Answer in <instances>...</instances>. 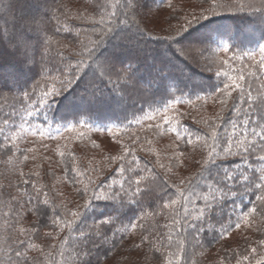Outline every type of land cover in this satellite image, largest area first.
<instances>
[{
	"label": "trees",
	"instance_id": "16d2710c",
	"mask_svg": "<svg viewBox=\"0 0 264 264\" xmlns=\"http://www.w3.org/2000/svg\"><path fill=\"white\" fill-rule=\"evenodd\" d=\"M125 2L0 0V29L5 26L0 31V264H8L15 249L30 264H71L81 229L109 216L114 224L104 226L111 228L108 240L89 246L100 264H264V217L254 213L247 224L242 219L264 191L246 188L240 178L235 184L227 181L235 195L220 196L222 189L203 165L211 152L221 173L255 178V170L264 167L258 159L264 142L253 136L264 124V69L254 57L263 54L264 12L241 8L262 0H221L228 6L199 22L204 0H138L136 17L151 11L167 20L153 33L158 39L119 23ZM39 16L47 28L42 39L49 41L43 45L48 50L44 64L30 63L19 48L10 47L21 22ZM183 29L175 41L163 40ZM27 38L39 40L33 33ZM83 44L93 49L91 56ZM187 46L203 54L189 61L176 52ZM105 62L114 70L110 78L99 79ZM129 65L135 86L125 85ZM224 84L230 87L223 89ZM96 86L99 94L93 97ZM163 112L166 119L145 122ZM110 127L122 135L118 146L113 152L86 153V160L78 151L58 158L31 153L18 142L24 129ZM141 177V188L155 180L165 191L144 195L139 207L126 206L118 217L111 200L96 198L123 192L130 184L135 191L134 181ZM205 195L217 209L210 220ZM185 207L193 214L205 209L204 231L193 232L189 222H197L185 218ZM73 211L80 216L72 217ZM148 230L151 246L141 241Z\"/></svg>",
	"mask_w": 264,
	"mask_h": 264
},
{
	"label": "snow or ice",
	"instance_id": "6c2138e0",
	"mask_svg": "<svg viewBox=\"0 0 264 264\" xmlns=\"http://www.w3.org/2000/svg\"><path fill=\"white\" fill-rule=\"evenodd\" d=\"M138 5V0H126L124 4V9H125V19L120 20V24L124 25H131L134 27L135 30L140 31L145 33L147 36L153 38V39H158L157 36H155L153 33L157 28H160L161 31L162 29V24L166 23L167 20H160L159 18V13H151L149 11L147 14L141 15L139 17H136V7ZM204 5L207 7H204V11L199 14L197 17V21L202 18L207 19L210 16L218 15L219 13L216 11L218 8H224L227 7L228 5L225 3H222L221 0H204ZM169 7H171V4H169ZM203 7V5H202ZM242 9H251L252 12H264V0L260 3L259 6H256L254 3H247V4H241ZM92 11H95V7H92ZM113 15H115L113 13ZM135 17V18H133ZM191 23V22H189ZM22 28L20 31H16L12 33V42L10 43V47L13 48H19L21 52L26 56L28 61L30 63H40L44 64L45 59L47 58V48H44L43 45L48 43V39H42V34L47 32L46 28V22L43 19L42 16L39 17H33L30 19H25L21 22ZM5 29V26L0 29V31H3ZM64 31H69V29L64 28ZM113 28L110 26L108 28V32L112 33ZM187 29L183 30H178L175 34L169 32L167 35L163 37V40L172 42L175 41L178 37L181 36L183 32H185ZM59 31V29H58ZM27 33H33L35 34L39 40L38 42H34L30 39L27 38ZM43 49V50H42ZM82 50H85L88 52L89 56H91V53L93 49L88 48L87 44L82 45ZM225 51H227V48H225ZM260 51L264 53V46L260 47ZM176 52L182 56L183 58L189 60V61H194L196 59L197 54L199 53L202 55V51H199L197 46H187V47H179L176 49ZM39 57V61L38 58ZM95 62V61H94ZM260 67L261 69H264V57L261 58L260 62ZM114 70V66H112L109 63H104L100 65V71L102 72V76L99 77V79H103L105 76L109 77L112 74V71ZM126 80H125V85L128 84V82H132L133 85L135 86L136 83L135 77H134V67L129 65L127 68L124 69ZM119 78V75H118ZM240 79H243L241 76ZM156 81L153 80L151 83H155ZM235 83L231 85V87H237ZM230 87L229 84H224L223 89H228ZM124 89H121L123 91ZM91 95L95 97L96 95L99 94V89L97 86L90 91ZM46 95H51V93H46ZM226 95H230V93H226ZM249 104L251 105L252 102V97L249 94L248 97ZM226 103V101H224ZM264 119V117H261ZM167 123V120L165 121ZM247 123V121L245 122ZM260 131L257 132L253 130V136L254 137H259L260 142H264V124L259 125ZM70 130V129H69ZM2 131V129H0ZM212 138L214 140L217 139L216 133L212 132ZM225 151H229L228 149H225ZM24 159H27V156L24 157ZM258 159L262 162H264V155H261L258 157ZM204 167L208 169V173L210 177H215V182L220 186V191L218 194L220 196H226L228 193H232L235 195V190L232 187L231 184L227 183V181H231L232 184H235L237 179L242 178L243 181H246L247 184L244 185L246 188H255L258 190L264 191V183H259V181H264V167H261L255 171L259 172L258 177H249L245 175H240L237 176L236 174H229L228 171H224L221 173L220 166L216 161V158L213 156L211 152L208 154V158L203 161ZM215 168V171L213 169ZM255 176V172H254ZM144 179L141 177L140 179H137L134 181L136 188L135 191L131 190V184L129 185L128 189H124L123 192H114L111 196L107 195H102L96 197L97 199L101 200H111L116 208V215L117 217L119 216V213L127 206H131L135 203L137 207L140 205V200L142 197L146 194H152L154 191H165V186L162 184H159L158 181H152L150 184L145 185L144 188L140 187L141 180ZM25 184H28L29 181L25 179L23 181ZM123 187V186H121ZM181 196H184V194L181 192ZM127 197V204H125V198ZM184 199L187 200L188 197L184 196ZM213 199H216L215 196H213ZM203 200L206 202L205 206L209 208V216L208 220L211 219V213L215 212L217 209L211 207L210 204H208V196L205 195L203 196ZM256 201L257 204L254 205L251 209H249L246 213L242 215L243 222L245 224L248 223V218L252 214L256 213L259 214L260 216L264 217V194H260L256 196ZM29 202H31V197H29ZM47 203V200L44 201ZM171 203L174 205L177 203L176 200H172ZM193 204L195 203L194 201L192 202ZM89 205L85 204L84 207L87 208ZM164 208H169V204L165 203L163 205ZM72 217H79L80 214L73 211L70 213ZM184 215L185 218L188 216H191L192 221H196L197 223H191L189 222V226L193 229V232L196 234L201 233L204 231V223H205V209L201 208L198 213L193 214L192 212L189 211L187 207L184 208ZM100 222L96 223L93 222L91 225H86L84 229H81L79 233V240H78V245L76 249L74 250V253L71 254L70 260L71 264H100V260L98 257L95 259L93 258V252L92 248L89 246H98L97 241H102L106 242L108 240V231L111 230V228H105L104 226L106 225H113L114 224V218L109 216V218H99L98 219ZM234 226L238 229L240 228V221L239 219L235 222ZM23 231V230H21ZM149 231V235L143 236L141 238L142 243L147 242L150 246L152 245V240H151V230ZM193 240L196 242V244H199V241L196 239V235H193ZM264 243V241H262ZM82 244V246H80ZM195 246V245H194ZM36 245L32 244L31 248L36 249ZM137 248L140 247L139 244L136 245ZM159 251V249H157ZM247 259V257H246ZM8 264H30V261L27 257V255L24 252H21L19 249L14 250V256H9L8 257ZM64 264H69L68 261H65ZM171 264V262H169Z\"/></svg>",
	"mask_w": 264,
	"mask_h": 264
},
{
	"label": "rangeland",
	"instance_id": "374dc122",
	"mask_svg": "<svg viewBox=\"0 0 264 264\" xmlns=\"http://www.w3.org/2000/svg\"><path fill=\"white\" fill-rule=\"evenodd\" d=\"M254 57L256 59H261L264 57V53H255ZM159 116L166 119V114L163 112L159 115L156 114L149 116L145 122L152 123ZM20 135L21 140H18V142L22 146L24 145L25 148H28L31 153H50L54 158H58L61 154L78 151L80 153L79 155H82L83 159L84 156H86V153L93 155L98 151L103 150L113 152V150H115V148L118 146V143H120V138L122 137V135L118 133V131L113 127L107 129H91L88 130V132H83L81 130L72 131L68 128L62 131L58 129H40V131H28L27 129H24ZM165 142L167 143V141ZM172 145H174V142ZM141 148L146 151L145 148L147 147L142 146ZM84 160H86V158ZM98 168L99 171H104L106 166L104 167V164H100ZM179 170H182V168L180 167Z\"/></svg>",
	"mask_w": 264,
	"mask_h": 264
}]
</instances>
